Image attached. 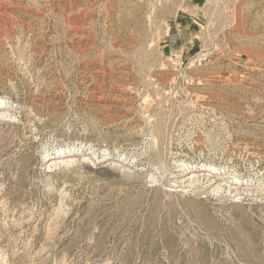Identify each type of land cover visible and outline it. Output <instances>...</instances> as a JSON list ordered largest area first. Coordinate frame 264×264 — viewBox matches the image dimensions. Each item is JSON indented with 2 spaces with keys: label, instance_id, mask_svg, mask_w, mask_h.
I'll list each match as a JSON object with an SVG mask.
<instances>
[{
  "label": "rangeland",
  "instance_id": "374dc122",
  "mask_svg": "<svg viewBox=\"0 0 264 264\" xmlns=\"http://www.w3.org/2000/svg\"><path fill=\"white\" fill-rule=\"evenodd\" d=\"M0 264H264V0H0Z\"/></svg>",
  "mask_w": 264,
  "mask_h": 264
},
{
  "label": "bare ground",
  "instance_id": "6f19581e",
  "mask_svg": "<svg viewBox=\"0 0 264 264\" xmlns=\"http://www.w3.org/2000/svg\"><path fill=\"white\" fill-rule=\"evenodd\" d=\"M67 153L64 151V152H61V153H58L56 156L58 157V159H63V158H66L67 157ZM51 159H49L48 161H50ZM74 160V159H73ZM63 163V162H62ZM54 164V163H53ZM6 215V214H5Z\"/></svg>",
  "mask_w": 264,
  "mask_h": 264
}]
</instances>
